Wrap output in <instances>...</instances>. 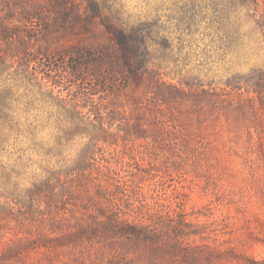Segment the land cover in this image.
I'll return each instance as SVG.
<instances>
[{
  "label": "rangeland",
  "instance_id": "374dc122",
  "mask_svg": "<svg viewBox=\"0 0 264 264\" xmlns=\"http://www.w3.org/2000/svg\"><path fill=\"white\" fill-rule=\"evenodd\" d=\"M107 1L122 23L154 28L150 67L162 81L122 82V92L101 95L109 109L122 102L123 116L96 141L79 123H90V109L76 118L59 97L85 104L62 64L72 45L100 46L102 31L53 27L46 38L45 24L39 30L24 7L11 14L0 0V26H24L23 38L0 39L12 60L0 74V203L24 211L19 196L50 170L88 168L93 188L107 192L92 204L78 197L47 224L46 210L31 219L0 208V258L19 220L63 238L0 264H264V0ZM47 57L58 73L46 71ZM116 216L141 235L106 230L104 219Z\"/></svg>",
  "mask_w": 264,
  "mask_h": 264
},
{
  "label": "trees",
  "instance_id": "16d2710c",
  "mask_svg": "<svg viewBox=\"0 0 264 264\" xmlns=\"http://www.w3.org/2000/svg\"><path fill=\"white\" fill-rule=\"evenodd\" d=\"M6 2H8V11L11 14L18 10L20 6L24 7V11L30 13L28 15L30 19L37 20L42 24L39 30L43 29L42 26L45 24L46 29L43 35L46 38H48L47 31L50 32L53 27L58 28L62 35L65 33L70 36L86 35L91 33L94 28L102 31L105 40L100 46L91 47L86 46L87 43H79L75 48L72 45L62 64L67 74L73 78L74 89L81 90L78 94L79 101L85 104L72 106L62 96L59 97L76 118L82 115L81 109H90L92 114V119L89 120L90 123L84 122L83 118L79 120V123L85 127L82 129L87 131L94 140L105 141L111 133L110 125L121 122L123 116L120 108L122 106H119L123 104L122 102L114 103L113 107L109 109L110 103L107 100L98 102L101 95L121 91L118 88L121 85L118 84L122 82L125 87L127 86L126 88L131 85L140 86L153 78L161 83L162 79H159L158 74L151 69L149 60L150 40L155 37L154 28L148 24L132 27L129 24L122 23L119 15L113 12L115 10H112L107 0H43L37 3L29 0L22 2L21 0H6ZM13 18L12 15L10 20L7 21L12 23ZM23 27L22 24H4L0 26V39L13 40L18 36L23 38L24 35L20 36ZM29 61H32V58H29ZM11 63L12 60L2 55L0 51V74L9 71L12 68ZM53 63L52 58L47 57L44 64L47 68L46 71L50 70L53 73H58L62 66L55 67ZM61 79L64 82L68 81L64 77ZM97 95L99 97L95 98L96 104H93L92 96ZM125 125V130L136 129L141 133L146 132L145 128L140 125H132L127 122ZM139 136L146 137L145 135ZM95 149L96 147L92 145L87 147L85 155L81 157V163L91 165L95 160ZM91 173V170L82 167L68 171L50 170L45 178L38 179L37 177L34 182H29L19 196V198L24 199V202L19 204V206H25L24 211L21 206L15 208L5 202L0 203V208L4 211L23 212L24 216L27 215L31 219L46 210L48 212L47 217H51L45 219V224H47L50 220L55 219V213L65 212L64 205L71 203L70 205L76 208L78 197H86L89 204L94 203V200L89 199L91 197H106L104 195V193H107L105 188H93L94 185L89 179ZM4 190L3 187H0V192ZM14 190L21 192L19 186L15 187ZM14 204L18 206L17 203ZM76 213L78 212L75 210L74 214ZM104 228L124 236H139L142 229V227L132 225L118 216L111 217L109 220L104 219ZM14 229H16L14 242L12 246L5 250V254L1 255L4 258H0V261L2 259L8 260L13 254H18L26 248L58 244L63 239L61 236L54 234L52 235L55 238L49 237L50 233L42 230L39 226L33 228L32 224L23 220H19Z\"/></svg>",
  "mask_w": 264,
  "mask_h": 264
}]
</instances>
